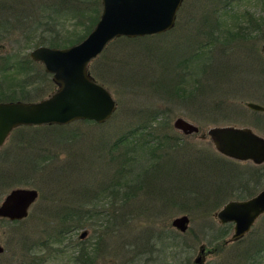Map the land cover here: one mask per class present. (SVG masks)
<instances>
[{"label":"rangeland","instance_id":"1","mask_svg":"<svg viewBox=\"0 0 264 264\" xmlns=\"http://www.w3.org/2000/svg\"><path fill=\"white\" fill-rule=\"evenodd\" d=\"M100 11V0H0V56L9 55V65L29 59L28 74L15 78L28 81L16 100L35 101L54 90L51 77L42 76L43 65L31 60L29 52L38 45L78 43ZM263 43L264 0H183L168 32L110 42L88 65L116 100L108 121H77L33 132L37 135L13 130L0 147V202L12 188L39 192L27 217L0 219V264H72L77 248L89 247L99 229H71L69 214L101 209L115 216L113 224L119 223L113 238L120 237L125 219L122 235L129 239L141 238L150 226L177 237L170 222L186 214L188 231L177 238L180 246L167 249L177 256L174 262L169 257L168 264H192L201 245L214 248L204 264H237L234 255L261 240L264 214L237 244L222 246L233 224H219L214 213L228 200L247 199L264 188V164L220 155L206 132L214 125L248 126L264 137V111L246 106H264ZM7 83L0 80V89ZM177 117L197 125L199 132L184 135L176 130L172 122ZM141 127L149 137L175 141L157 151L162 164L153 186L157 195L142 171L130 182V199L120 206L108 182L121 150L113 144ZM83 230L88 234L80 239ZM119 241L110 239L109 247L85 264H124ZM137 241L125 248V259L138 252Z\"/></svg>","mask_w":264,"mask_h":264},{"label":"water","instance_id":"2","mask_svg":"<svg viewBox=\"0 0 264 264\" xmlns=\"http://www.w3.org/2000/svg\"><path fill=\"white\" fill-rule=\"evenodd\" d=\"M101 12L90 32L80 42L65 48L37 46L30 57L40 62L51 74L55 89L46 97L35 101H0V147L9 134L20 126L66 125L78 120L102 124L115 112L117 104L110 91L97 83L88 65L113 39L122 36L142 37L163 33L171 29L182 0H100ZM264 54V44L261 46ZM255 111L264 107L247 102ZM184 135L197 134V125L182 117L172 122ZM214 150L226 158L237 161L264 163V137L252 128L235 125H214L207 129ZM38 199L34 188L11 189L0 202V218L10 221L27 217L29 208ZM264 214V188L243 200H228L214 217L219 224L233 223L230 237L223 245L242 239L254 222ZM170 225L180 233L188 230L189 217H174ZM87 230L79 234L83 239ZM3 251L0 246V253ZM214 252L204 245L198 249L192 264H204L206 255Z\"/></svg>","mask_w":264,"mask_h":264},{"label":"trees","instance_id":"3","mask_svg":"<svg viewBox=\"0 0 264 264\" xmlns=\"http://www.w3.org/2000/svg\"><path fill=\"white\" fill-rule=\"evenodd\" d=\"M97 19H98V15L96 16L95 21ZM95 21L92 23V25L95 24ZM92 25L90 28L88 26L89 29L87 33L92 28ZM158 35L161 34H157L156 36ZM85 36L86 35H84L82 39ZM140 38L142 37L131 38V41ZM129 40L130 38L120 37L114 39L113 41L120 42V41H129ZM27 60L22 58V60H17L11 65H9V79L6 87L0 89V101L14 100L15 97H17L18 93L22 94V90H24V87L28 86V81L26 79L21 80L22 82H19L21 78L15 79L18 75L28 74L30 69L26 65ZM0 71L3 72V74L1 73L0 75V80L4 82L5 78L7 77L5 73L6 68L3 67L0 69ZM46 75L49 74H47L46 72L42 73L43 77H45ZM16 90H18L19 92H17ZM26 91L27 90H25V92ZM153 118H155V116ZM83 121L89 122L88 120H83ZM53 127H58V125L21 126L16 128L15 130L19 131L20 134H26L30 132L32 133L38 132L39 130H48ZM140 129L141 130L139 132L133 130L131 134L120 137V139H118V142L113 144L115 148H117V146L120 144L121 150L118 152L116 156L118 161L116 160L117 168L115 170V173L110 175L108 182L109 185H111L112 187L110 190L111 194L115 197L119 195V198L122 202L120 206H125L127 201L130 199L131 195L133 194L132 186L130 182H132L134 178H140V174L142 171L143 173L148 175L149 179L151 180V186L157 187V185L154 184L155 179L158 176L157 166L162 165L160 161L161 157L158 156L157 151L159 149H164L162 148V146H167V143L170 147L173 146L172 141H175L174 138H172V140L166 138L167 143L162 142L161 139H159L156 136L152 135L149 137L148 135H146L144 133V127H141ZM33 134L37 135L36 133ZM138 154H140V158L137 157ZM110 156L111 158H113L112 160H115L114 154L110 153ZM157 157L159 159H157ZM208 157H210L212 160L216 158V156H211V155ZM144 163L147 164L148 166L144 167ZM135 169H136V175H134L133 177V173ZM168 173H169V169L166 176H168ZM121 179H123V181H121ZM121 189L122 191H120ZM153 190L155 191L154 187ZM157 191L152 193L157 195L158 193ZM180 202H183V200H181ZM115 204L116 203L113 202V205ZM167 204L171 206L173 205V202L168 201ZM129 205H131V203H129ZM96 207L98 206L96 205ZM69 215L71 221L70 222L71 224H69V228L71 229L83 225H90L91 227H94V231L97 228L99 229L96 232L95 236L93 237L92 243L90 244L89 247L83 246L77 248V251L74 253V257L71 260L72 264H79L80 261L82 264H85L86 259H90V260L93 259L91 257L93 254L100 253L102 248L107 249L109 247L110 239H115L116 241L120 240L119 241L120 244H118V250L121 252V259L125 260L124 264H148L147 262L152 264H168L169 257L172 262H174L177 258L176 255L167 253V249L173 251V249H176L177 246L181 245L180 242H178L179 240L177 241V238H179L183 234L178 233L176 231H175L176 233L174 234H176L177 237H172L170 236L171 234H169L166 230H161V229L158 230L155 229L153 226H150L148 227V229L144 230L141 238L129 239L128 235L125 234L124 232L122 235V226L126 222V220L123 219V223L119 228V232L121 230V235L123 236V239L121 240V235L119 238H113L114 230L119 224V223L113 224L112 218H115V216L110 217L109 214L103 209L87 210V211L83 210L79 212L74 211ZM128 226L129 224H126L124 226V231L128 228ZM225 233L226 232L224 231L223 234ZM259 235H262V238L261 240H259L258 244H256L255 246L254 245L248 246V249H243L239 251L238 255H234L235 260L239 259L237 264H264V232L259 233ZM134 240L136 241L140 240L139 241L140 247L138 249V252L133 257L125 259V254H126L125 248L128 245H130L131 241ZM170 241H172V244L170 243ZM237 242H235V244H237ZM115 251L117 254L116 249Z\"/></svg>","mask_w":264,"mask_h":264},{"label":"flooded vegetation","instance_id":"4","mask_svg":"<svg viewBox=\"0 0 264 264\" xmlns=\"http://www.w3.org/2000/svg\"><path fill=\"white\" fill-rule=\"evenodd\" d=\"M9 55H6V56H0V69L5 67L6 68V75L7 77L5 78V81L7 82L8 79H9ZM1 73L3 74V72L0 71V75ZM264 111V110H263ZM35 189V188H34ZM37 190V189H36ZM38 191V190H37ZM255 195V194H254ZM38 196H39V192H38ZM30 209V208H29ZM0 219H5V218H0ZM7 220V219H5ZM22 220V219H21ZM18 221V220H16ZM10 222H13V221H10ZM88 234V233H87Z\"/></svg>","mask_w":264,"mask_h":264}]
</instances>
